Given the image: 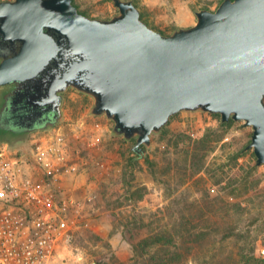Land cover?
<instances>
[{
	"label": "water",
	"instance_id": "95a60500",
	"mask_svg": "<svg viewBox=\"0 0 264 264\" xmlns=\"http://www.w3.org/2000/svg\"><path fill=\"white\" fill-rule=\"evenodd\" d=\"M112 1L119 13L110 19L81 13L73 0L0 1V88L16 86L11 104L57 118L75 89L138 153L181 112L219 114L253 128L247 149L263 166L264 0H224L170 35L133 0Z\"/></svg>",
	"mask_w": 264,
	"mask_h": 264
},
{
	"label": "rangeland",
	"instance_id": "374dc122",
	"mask_svg": "<svg viewBox=\"0 0 264 264\" xmlns=\"http://www.w3.org/2000/svg\"><path fill=\"white\" fill-rule=\"evenodd\" d=\"M133 1L155 30L170 35L180 27L195 25L196 11H214L224 0H148L154 7H148L147 0ZM75 2L92 18L110 19L119 13L110 0ZM93 105V97L69 89L62 119L55 125L68 137L67 158L72 165L59 194L73 203L67 210L71 240L60 247L53 264H131L136 244L170 230L178 211L194 204L204 207L219 231L221 211L205 207L207 193L216 198L217 207L225 205L223 201L230 205V212L240 203L247 211H260L264 165L258 166L254 150L247 149L253 128L244 121L222 126L221 116L201 110L175 115L161 132L152 135V144L144 146L156 164L153 171L145 159L131 160L136 140L116 135L114 122L105 115L92 116ZM50 132L35 134L12 154H32L36 140ZM202 138L209 142L197 143ZM199 146L211 150L204 165L199 159L192 160L191 152ZM6 147L1 144L0 150ZM254 235L259 238L257 256L264 260V226ZM202 252L216 257L213 264H237L241 249L233 239L223 241L221 232Z\"/></svg>",
	"mask_w": 264,
	"mask_h": 264
},
{
	"label": "built area",
	"instance_id": "2783aa9c",
	"mask_svg": "<svg viewBox=\"0 0 264 264\" xmlns=\"http://www.w3.org/2000/svg\"><path fill=\"white\" fill-rule=\"evenodd\" d=\"M68 147L55 128L36 140L32 154L14 155L8 145L0 150V264H53L71 240L73 199L59 194L72 168Z\"/></svg>",
	"mask_w": 264,
	"mask_h": 264
},
{
	"label": "trees",
	"instance_id": "16d2710c",
	"mask_svg": "<svg viewBox=\"0 0 264 264\" xmlns=\"http://www.w3.org/2000/svg\"><path fill=\"white\" fill-rule=\"evenodd\" d=\"M73 2L81 13L90 17L88 12L80 10L75 0ZM135 4L138 6L136 2ZM141 18L152 26L144 18L142 11ZM152 28L156 29L154 26ZM3 89L4 87L0 88V94ZM214 115L220 116L219 114ZM234 122V120L227 123L222 122V126H231ZM21 141V143L10 145L9 147L16 149L18 145L29 142L28 139ZM208 142L202 138L197 143L205 144ZM208 151L210 152L211 150L208 149L205 151V146L196 147L191 152L193 154L192 160L199 159V163L204 165L209 153ZM130 153L133 154L132 161L138 163L139 160L145 159L153 171L156 169V164L146 155L145 151L142 153L130 151ZM229 193L230 191L227 192V194ZM214 199L216 198H211L207 193L204 200H207L209 204L205 202V207L210 210L221 211L219 214L223 222L220 223V226L217 224L219 231L215 230L216 225L211 221L212 217L204 210V207L194 204L190 209L186 208L184 211H178V214H176L178 217L170 230L162 231V235L157 238L151 236L136 244L134 246L135 253L131 259V264H174L177 260L181 264H213L216 257L211 256L208 252L203 253L202 251L208 246L213 245L216 242L217 235L221 232L223 241L233 239L240 246V260L236 259L237 264H264V260L257 256L255 247L257 246L259 238L254 235L257 229L264 226V204L260 205V211L257 212L247 211V207L242 206L241 203L236 204L237 207H235L236 210L233 213L230 212L228 209L230 205L228 206L225 201L222 203L225 205L219 206L221 204L219 203L217 207L213 203ZM188 216L192 219L190 220ZM195 217L197 219H194ZM202 219L204 221H200ZM148 249H150V252H147ZM204 261L205 263H203Z\"/></svg>",
	"mask_w": 264,
	"mask_h": 264
},
{
	"label": "flooded vegetation",
	"instance_id": "af4514ba",
	"mask_svg": "<svg viewBox=\"0 0 264 264\" xmlns=\"http://www.w3.org/2000/svg\"><path fill=\"white\" fill-rule=\"evenodd\" d=\"M16 86H4L0 94V144L14 145L21 140H32L39 132L52 131L62 116L55 118L51 111L41 107L29 108L25 103L11 104V98ZM65 93L63 94V105ZM63 107V106H62Z\"/></svg>",
	"mask_w": 264,
	"mask_h": 264
},
{
	"label": "crops",
	"instance_id": "0c3cea01",
	"mask_svg": "<svg viewBox=\"0 0 264 264\" xmlns=\"http://www.w3.org/2000/svg\"><path fill=\"white\" fill-rule=\"evenodd\" d=\"M146 3L148 7H154L156 5L155 3L149 2L148 0L146 1Z\"/></svg>",
	"mask_w": 264,
	"mask_h": 264
}]
</instances>
